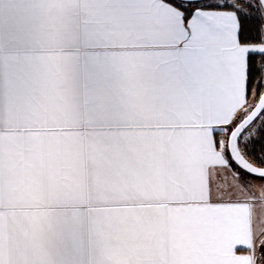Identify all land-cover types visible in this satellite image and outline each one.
<instances>
[{
  "label": "snow or ice",
  "instance_id": "1",
  "mask_svg": "<svg viewBox=\"0 0 264 264\" xmlns=\"http://www.w3.org/2000/svg\"><path fill=\"white\" fill-rule=\"evenodd\" d=\"M19 15L0 17V264H264V0Z\"/></svg>",
  "mask_w": 264,
  "mask_h": 264
},
{
  "label": "crops",
  "instance_id": "2",
  "mask_svg": "<svg viewBox=\"0 0 264 264\" xmlns=\"http://www.w3.org/2000/svg\"><path fill=\"white\" fill-rule=\"evenodd\" d=\"M23 0H0V17L7 18L10 15L14 16L17 21H20L22 17L19 15V9ZM22 38H24L22 36ZM75 45H69L66 47V51H73ZM241 252L244 251L243 246H240ZM65 260L67 264H78L79 250L72 248L65 254Z\"/></svg>",
  "mask_w": 264,
  "mask_h": 264
},
{
  "label": "rangeland",
  "instance_id": "3",
  "mask_svg": "<svg viewBox=\"0 0 264 264\" xmlns=\"http://www.w3.org/2000/svg\"><path fill=\"white\" fill-rule=\"evenodd\" d=\"M249 178H251V177H249ZM260 181L259 180H257V183H259Z\"/></svg>",
  "mask_w": 264,
  "mask_h": 264
},
{
  "label": "trees",
  "instance_id": "4",
  "mask_svg": "<svg viewBox=\"0 0 264 264\" xmlns=\"http://www.w3.org/2000/svg\"><path fill=\"white\" fill-rule=\"evenodd\" d=\"M257 148H259V145H256Z\"/></svg>",
  "mask_w": 264,
  "mask_h": 264
}]
</instances>
